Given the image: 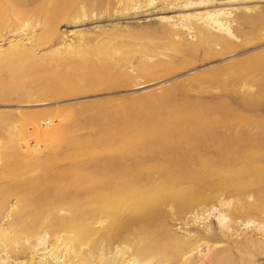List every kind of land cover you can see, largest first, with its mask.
<instances>
[{"label": "bare ground", "instance_id": "bare-ground-1", "mask_svg": "<svg viewBox=\"0 0 264 264\" xmlns=\"http://www.w3.org/2000/svg\"><path fill=\"white\" fill-rule=\"evenodd\" d=\"M215 1L80 0L72 17L81 20L97 15L95 12L110 13L116 4L141 10L161 2L163 10H169L171 6L192 7ZM74 4L75 0H47L42 5L51 31L53 18ZM233 12L214 9L183 15L176 22L159 24L156 32L169 51L193 59L201 50L231 47L230 30L234 29L237 35L251 21L246 12L233 20L224 17ZM29 14L16 0H0V28L21 23V18ZM232 23L237 26L233 28ZM191 34L195 41L189 39ZM113 40L103 42L102 48L90 46L88 55L108 57L113 52L120 53L126 43L115 44ZM76 49L68 47L70 52ZM58 50L54 52L57 60L65 54ZM0 56L20 82L26 79L25 68L35 60L34 51L21 43L1 50ZM125 56L121 62L127 61ZM69 69L83 74L85 67L73 65ZM145 70L151 68L146 66ZM71 71L51 76V80L66 89L74 83ZM220 75L218 69L204 77L221 83L224 80ZM242 77L250 83L264 81V60L254 57L236 65L232 80ZM9 85L0 79V88ZM11 85L16 86V82ZM221 87L226 92L231 90L226 83ZM172 93L170 89L160 99L171 101ZM242 102L252 108L264 105V89L257 95L246 94ZM138 113L134 103L103 112L115 127L93 144L75 149L46 169L22 172L14 168L9 161L17 148L5 146L7 152L3 157L7 161L2 158L0 164V264H201L202 258L194 256L203 247L200 240L191 233L178 236L165 224V213L160 210L188 208L201 201L207 191L218 189L227 198L220 223L230 220L235 225L241 219L245 227L257 225L264 233V119L231 108L225 102L173 104L172 119L166 126L148 123L154 116L151 112L143 117ZM9 126L15 129L12 124L5 128L0 125V134ZM33 129L35 141L41 145V127L35 124ZM22 146L31 147L27 141L21 145L23 151ZM63 161L71 163L59 167ZM212 209L192 214L197 219L194 224L200 223L201 217ZM7 212L12 219L5 228L1 222ZM221 225L230 228L227 223ZM206 248L208 255L213 253L219 259L218 252L209 245Z\"/></svg>", "mask_w": 264, "mask_h": 264}, {"label": "rangeland", "instance_id": "rangeland-1", "mask_svg": "<svg viewBox=\"0 0 264 264\" xmlns=\"http://www.w3.org/2000/svg\"><path fill=\"white\" fill-rule=\"evenodd\" d=\"M16 1L20 7L30 11L28 16L20 20L21 23L25 22L24 25H30L22 26L17 22L16 25L0 28V51L21 43L34 51L35 60L34 64L25 68L26 79L20 82L15 80L0 56V79L10 84L0 88V125H4L2 128L8 124L15 127L9 126L0 134V164L3 163L2 158L7 161L4 158L7 152L5 146H14L17 148L16 154L9 161L14 168L22 172L46 169L53 162L73 154L75 149L93 144L111 131L115 126L102 113L119 110V106L124 103L136 104L139 116L151 112L154 116L148 123L154 126L168 125L172 119L173 104L182 102H225L231 108L264 119V105L252 108L242 102V97L248 93L259 94L264 89V81L250 83L243 77L232 80L236 65L254 57L264 60V0H217L200 6H171L169 10H163L164 5L158 2L151 8L144 7L142 11L129 10L128 6L116 4L117 8L108 12L111 15L95 12L97 15L81 20L72 17L80 1L75 0L76 8L71 6L61 16L53 18V31L42 7L47 0ZM214 9L234 10L230 16H224L230 20L242 12L251 17L250 23L243 26L241 33L236 35L234 29L230 30L229 49L218 46L213 50H201L193 59L182 57L169 51L163 38L156 32L161 24L176 22L183 15ZM19 25L22 27L19 28ZM232 26L235 28L237 25L232 23ZM183 30L191 32L185 27ZM112 38L115 44L126 43H123L120 53L113 52L108 57L88 55L90 46L102 48L103 42L111 41ZM189 39L196 40L192 34ZM69 46L77 47L76 51L70 52ZM57 50L65 53L58 60L54 59ZM123 55L128 58L125 62L120 61ZM73 65L85 67L83 74L82 71L69 69ZM146 66L151 70L146 71ZM218 69L221 70L223 82L205 79L206 73ZM69 70L74 76V83L70 87L65 89L53 83L51 76L66 75L70 73ZM13 81L16 86L11 85ZM223 83L229 84L231 90H223ZM170 89L173 90L171 101L160 99ZM151 96L156 98L148 99ZM35 124L41 127L43 133L41 145H37L32 132ZM219 126L216 127L220 129ZM26 141L31 147L22 146V151L21 145ZM68 163L63 161L58 166L64 167ZM226 201L222 189L207 191L201 201L188 208L176 211L168 207L161 209L165 213V221L162 220L178 236L186 237L191 233L200 240L203 247L194 252V256L202 258L201 264H264V233L256 228L257 225L245 227L241 219L235 225L230 220L220 223V212L224 210L222 206ZM12 203L15 204V201ZM212 207L214 209L207 211L200 223L194 224L197 219L194 220L192 214ZM11 219L7 212L1 225L6 228ZM224 223L230 225L229 230L221 225ZM206 245L218 252V260L213 253L207 254Z\"/></svg>", "mask_w": 264, "mask_h": 264}]
</instances>
